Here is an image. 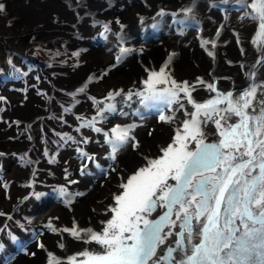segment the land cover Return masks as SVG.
<instances>
[{"label": "bare ground", "instance_id": "6f19581e", "mask_svg": "<svg viewBox=\"0 0 264 264\" xmlns=\"http://www.w3.org/2000/svg\"><path fill=\"white\" fill-rule=\"evenodd\" d=\"M0 3L5 6L0 11V71L6 75L13 66L25 70L26 59H21L20 54L34 49L48 63V73L44 75L46 80L51 78L53 93L48 116L32 113L29 97L24 98L23 107L19 99L11 97L10 107L0 111V153H3L0 167L7 161L17 164L8 176L15 190L7 205L0 204V212L6 214L0 216V264H47L49 251L61 264H67L68 257L85 249L102 251L94 242L86 244L70 233L52 232L47 227L49 220L58 228L71 227L75 219L82 228L100 230V222L108 218L105 210L112 203V194L119 191L121 178L144 165L145 157L159 156L160 148L171 142L176 128L189 118L184 110H179L174 113L172 123L142 120L134 115L147 108L139 97L134 95L131 100L122 101L118 96L109 100L106 99L109 91L143 90L141 81L147 76L145 69L158 70L173 53L169 68L178 81L195 83L201 77L206 82L214 81L219 91L234 93L243 89V79L253 72L256 83L264 82V64L256 63L261 52L258 44L253 43L256 22L241 19L245 9L237 0L226 3L224 0H0ZM105 24L108 31L104 29ZM99 37H106L108 41L103 56L90 55V52L84 56V47ZM203 39L215 40L214 49L206 46L215 53L214 59L201 47ZM20 45L21 58H17L15 47ZM121 49L129 51L117 61ZM90 76L93 79L88 82ZM86 82V93H79L75 98L69 95ZM16 94L18 97L17 91L13 93ZM193 96L203 102L215 93L196 84ZM89 97L103 104L94 105ZM107 104H115L117 111L105 113L107 118L101 119L97 110ZM185 107L193 110L186 101ZM65 108L70 111L66 112ZM9 112L23 117L31 113L25 118L29 119L27 124L34 136L30 150L23 151L19 146L22 140L10 141L11 134L5 124L12 116ZM172 114L166 110V115ZM77 116L82 119L78 120ZM93 117L97 119L95 126L105 131L114 125H136L132 135L139 147L134 149L130 144L129 152L119 151L116 160H111L103 134L81 127ZM204 131L207 142L217 138L211 121L204 126ZM69 136L74 139L69 140ZM86 137L88 142L83 143ZM14 144L19 146L16 151L12 150ZM77 149L94 155L95 161H89ZM97 164L110 175L94 183L85 176L89 166ZM82 168L84 174H81ZM61 186L69 193L83 195L75 196L71 205H66V197L59 193ZM161 212L157 208L149 218H156ZM20 243L26 245V254L18 253L15 248ZM41 243L46 250L38 247ZM60 243L63 248L59 247Z\"/></svg>", "mask_w": 264, "mask_h": 264}, {"label": "snow or ice", "instance_id": "6c2138e0", "mask_svg": "<svg viewBox=\"0 0 264 264\" xmlns=\"http://www.w3.org/2000/svg\"><path fill=\"white\" fill-rule=\"evenodd\" d=\"M237 2L245 9L241 19L256 22L253 43L258 44L261 52L256 63L264 64V0ZM4 7L0 3V11ZM104 29L109 30L107 24ZM216 35L219 36V30ZM208 45L214 49L215 40H201V47L214 59L215 53ZM127 51L121 49L117 61ZM174 55L170 54L158 70L145 69L143 90L118 89L107 93L109 100L118 96L122 101L131 100L134 95L139 97L140 103L156 109L159 120L165 123H172L174 113L179 110H184L189 118L176 128L171 142L160 148L159 156L145 157L144 165L121 178L119 191L112 194V203L105 210L108 218L100 222V230L82 228L75 219L71 227L58 228L49 220L47 227L52 232L70 233L75 239L86 244L94 242L102 249L100 252L85 249L68 257L67 264H264V82L256 83L253 72L249 74L253 82L234 93L219 91L214 81L206 82L201 77L195 83L178 81L169 68ZM92 79L90 76L88 82ZM196 84L205 86L215 96L198 101L193 96ZM87 87L86 82L69 95L75 98L86 93ZM89 98L94 105L103 104L95 97ZM185 101L192 111L186 109ZM165 110L173 114L166 115ZM116 111L115 104H107L98 108L97 116L106 119L105 113ZM209 121L218 137L214 142H207L204 131ZM96 123L93 117L81 127L103 134L111 160L115 161L117 153L128 144L134 149L139 147L132 135L136 125H114L105 131L96 127ZM82 142L87 143L88 138ZM77 150L89 161H95L94 155ZM59 193L66 197V205H71L75 196L83 195L69 193L63 186ZM157 208L162 212L150 219ZM4 215L0 212V216ZM38 247L45 249L42 243ZM59 247L63 248V243ZM47 257V264H61L52 252H47Z\"/></svg>", "mask_w": 264, "mask_h": 264}, {"label": "rangeland", "instance_id": "374dc122", "mask_svg": "<svg viewBox=\"0 0 264 264\" xmlns=\"http://www.w3.org/2000/svg\"><path fill=\"white\" fill-rule=\"evenodd\" d=\"M11 22H13V20ZM107 42L108 41L106 37H99L93 39L91 42H89L90 44L88 43V45L84 47L83 55L87 56L88 55L87 53L90 52V55L95 54V56L97 57H102L108 46ZM21 47L22 45L15 47V49H17V58L22 57L21 59L24 60L26 59L25 70L22 69L20 70L19 68L13 66L12 69L8 71L6 75L0 71V97H4V100H0V108H1L0 111L2 112V108H4L5 106L10 107L9 103H12L11 97H15L14 99L16 98L19 99L18 102L20 103L21 107H23L22 105H24V98L28 100L29 97L31 99V101L29 102L30 103L29 107L31 109V112L32 113L38 112L42 115L48 116L49 114L48 109L50 106L51 98L53 96L52 95L53 93L51 92L52 85H50L52 82L50 81L51 78H48L46 80L45 79L46 76L44 75L45 73H48V69H46L48 63L46 64L44 56L43 55L41 56L39 52H35L34 49H29L30 51H27L25 54H20L21 55L20 57L18 52L22 53ZM39 70L42 72L41 75H39ZM29 72L31 75L29 74ZM251 82L253 81H251L249 79V76H247L245 79H243L242 81L243 87L241 88L243 89L246 88ZM16 91L18 92V97L17 94L13 95V93ZM21 107L18 106V108ZM140 110L136 111V114L134 115L136 116L139 115L142 120L143 118L159 120L158 118L159 113L157 112L156 109L146 108V110H141L142 113L140 112ZM10 114L12 115V113ZM30 114L31 113H29L26 116H30ZM165 114H166V110H165ZM26 116L23 117L21 114H14L12 116H9V118L5 120V124L7 123L6 130H8L9 133L11 134L10 141L14 142L15 140L18 141L22 140L21 145L19 146L23 148V151L30 150L34 143V136L30 133V128L28 127L27 124L29 119H25ZM234 119L235 118H233V120ZM217 139L218 137L214 139V141H216ZM19 146L17 144H14L12 146V150L16 151L17 147ZM129 147L130 144L124 146L120 151L129 152L130 150ZM16 165L17 164L15 161L14 162L7 161L5 163L3 162L2 166L0 167L1 168L0 169V204L7 205L9 203L12 193L15 190V186L10 184L11 180H9L8 176H10V174L14 172ZM109 175L110 172H108L107 169L105 170V168L97 167V166H89L87 170V176L85 177H87L92 182L95 181L94 183H99L100 180L105 179ZM5 184L7 185V187L4 186ZM15 248L17 249L18 253L26 254L28 252L26 251V245L21 243L17 244Z\"/></svg>", "mask_w": 264, "mask_h": 264}]
</instances>
